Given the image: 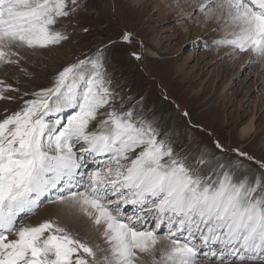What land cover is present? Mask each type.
<instances>
[{"label": "snow or ice", "instance_id": "6c2138e0", "mask_svg": "<svg viewBox=\"0 0 264 264\" xmlns=\"http://www.w3.org/2000/svg\"><path fill=\"white\" fill-rule=\"evenodd\" d=\"M87 7L0 0V61L18 66L22 50L67 42L63 20ZM174 7L180 20L226 18L238 32L212 46H229L225 59L250 53L242 71L258 64L264 74V0ZM130 35L121 32L124 41ZM106 51L68 62L51 87L0 119V264H148L145 256L151 264H264V156L217 139L212 150L183 147L146 97L115 91ZM45 201L61 212L18 226ZM69 216L86 217L105 247L80 235Z\"/></svg>", "mask_w": 264, "mask_h": 264}, {"label": "rangeland", "instance_id": "374dc122", "mask_svg": "<svg viewBox=\"0 0 264 264\" xmlns=\"http://www.w3.org/2000/svg\"><path fill=\"white\" fill-rule=\"evenodd\" d=\"M177 2L88 0L86 9L63 20L70 36L67 42L43 51L22 50L18 66L0 61V119L20 108L32 93L51 87L56 73L68 62L106 48L115 91L126 99L146 97V109L165 117L183 147L192 152L212 150L217 139L228 148L264 156V74H257L259 65L242 71L252 59L250 53L225 59L230 47L212 46L218 39L234 38L238 28L230 21L222 17L204 23L200 13L180 20L174 7ZM218 25L219 30L209 35ZM125 30L131 34L128 41L121 37ZM137 52L142 61L131 55ZM252 117L254 130L243 138L241 129ZM58 212L60 205L42 202L31 214H24L18 226L35 225L46 217L55 218ZM66 219L86 240L105 247L86 217ZM144 259L151 264V257Z\"/></svg>", "mask_w": 264, "mask_h": 264}, {"label": "bare ground", "instance_id": "6f19581e", "mask_svg": "<svg viewBox=\"0 0 264 264\" xmlns=\"http://www.w3.org/2000/svg\"><path fill=\"white\" fill-rule=\"evenodd\" d=\"M133 1V3L135 4H140L141 0H131ZM217 21V19L215 20V22ZM5 52H7L8 50H4ZM147 52H150L147 50ZM254 117H252L250 119V121L242 127L241 129V137L245 138V137H248V135L254 130ZM56 207H53V209L51 211H53ZM51 209V208H50Z\"/></svg>", "mask_w": 264, "mask_h": 264}]
</instances>
